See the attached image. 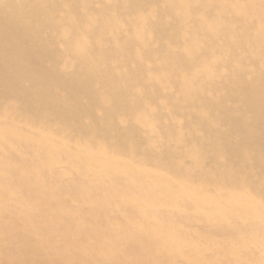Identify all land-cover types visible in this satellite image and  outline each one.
<instances>
[{
	"label": "bare ground",
	"instance_id": "1",
	"mask_svg": "<svg viewBox=\"0 0 264 264\" xmlns=\"http://www.w3.org/2000/svg\"><path fill=\"white\" fill-rule=\"evenodd\" d=\"M0 264H264V0H0Z\"/></svg>",
	"mask_w": 264,
	"mask_h": 264
}]
</instances>
